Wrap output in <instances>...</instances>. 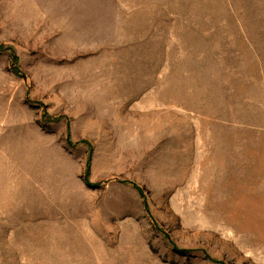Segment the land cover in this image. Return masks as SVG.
<instances>
[{"label":"rangeland","instance_id":"rangeland-1","mask_svg":"<svg viewBox=\"0 0 264 264\" xmlns=\"http://www.w3.org/2000/svg\"><path fill=\"white\" fill-rule=\"evenodd\" d=\"M0 264H264V0H0Z\"/></svg>","mask_w":264,"mask_h":264}]
</instances>
